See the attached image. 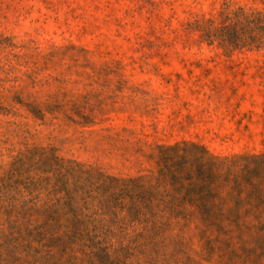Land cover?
<instances>
[{
    "label": "rangeland",
    "instance_id": "374dc122",
    "mask_svg": "<svg viewBox=\"0 0 264 264\" xmlns=\"http://www.w3.org/2000/svg\"><path fill=\"white\" fill-rule=\"evenodd\" d=\"M234 12L0 0V236L67 244L6 264H264V46L204 38Z\"/></svg>",
    "mask_w": 264,
    "mask_h": 264
},
{
    "label": "trees",
    "instance_id": "16d2710c",
    "mask_svg": "<svg viewBox=\"0 0 264 264\" xmlns=\"http://www.w3.org/2000/svg\"><path fill=\"white\" fill-rule=\"evenodd\" d=\"M204 38L209 41H217L221 46L237 49L245 46H253L259 48L264 46V16L260 13L243 15L241 12H234L230 15L225 14L222 20V25L214 32H206ZM9 214V213H5ZM23 217L26 213H21ZM0 236V263L6 264V258L9 256L15 257L17 254L25 253L26 259L33 254L39 253V249L34 247L44 241L47 236L50 237L48 245L44 247H53L56 245L60 254L66 250L67 244L59 238L49 233L45 225H15L9 224L8 227L1 231ZM49 256L42 257V254L37 257V262L51 261L53 253L47 252ZM29 261H24L28 263ZM51 264V263H47Z\"/></svg>",
    "mask_w": 264,
    "mask_h": 264
}]
</instances>
